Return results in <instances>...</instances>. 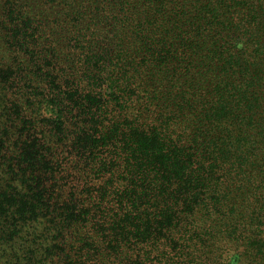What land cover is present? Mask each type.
<instances>
[{
  "label": "trees",
  "instance_id": "trees-1",
  "mask_svg": "<svg viewBox=\"0 0 264 264\" xmlns=\"http://www.w3.org/2000/svg\"><path fill=\"white\" fill-rule=\"evenodd\" d=\"M0 264H264V0H0Z\"/></svg>",
  "mask_w": 264,
  "mask_h": 264
}]
</instances>
